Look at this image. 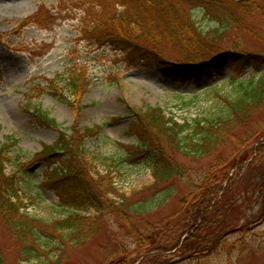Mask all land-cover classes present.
<instances>
[{
  "label": "trees",
  "instance_id": "16d2710c",
  "mask_svg": "<svg viewBox=\"0 0 264 264\" xmlns=\"http://www.w3.org/2000/svg\"><path fill=\"white\" fill-rule=\"evenodd\" d=\"M82 2L74 3V10L85 15L77 28L82 39L100 46H113L135 62L170 64L180 76L194 75L198 79L208 69L213 78L214 69L226 67V64L242 67L249 62L255 69L264 66V53L243 51L240 44L232 48L221 44L224 32L232 23L246 27L248 8L245 6L250 0H239L232 7L225 6L223 0H193L207 11L208 17L218 22L211 36L199 28L193 17H188V24L180 29L176 21L182 16L181 12L184 16L179 9L183 6L179 2L183 0ZM58 9V13L64 15L62 21L78 19V12L66 7L64 0ZM109 14V19L103 17ZM148 20L151 22L147 24ZM30 21L33 19L27 23ZM117 23L122 24L121 28ZM182 30L185 34L180 36ZM186 30L193 33L185 36ZM165 40L169 41V46L178 47L177 56L161 55L160 49L164 45L160 43ZM75 72H67L68 77L63 80L72 101L85 91V82ZM230 81L235 95L219 96L224 107L207 116L180 123L161 108L145 107L133 111L134 122L140 129L138 143L121 145L124 163L144 160L154 179V194L167 192L173 181L184 184L183 192H179V187L176 190L181 199L180 211L156 224L144 225V230L138 223L144 220L142 215L149 209V202L130 206L120 200L121 205L116 206V200H113L117 192L113 188L111 168L116 167L119 171L122 160L108 164L110 169L103 175L96 172L101 178L100 187L99 182L93 185L88 171L75 165L79 160L87 164L86 141L99 138L101 130L61 129L58 140L53 145H44L39 154L40 160L67 164L50 174L56 178L50 183L60 197L57 206L68 210L63 219L43 221L30 217L27 211L23 213L27 205H23L22 195L38 202L42 201L43 195L40 192L33 194L32 186L24 187L23 177L20 181L17 172L8 174L7 165L12 159L7 155V146L0 148V219L6 222L15 239L21 241L19 253L23 261L62 264L70 247L86 246L103 231L108 220L117 217L135 247L118 252L102 264H191L193 259L200 260L216 253L226 235L236 227L248 226L264 217V73L258 78L241 81L232 73ZM55 85L56 79L49 82L50 88ZM61 92L63 95L64 91ZM199 99L186 98L182 103ZM33 112L38 119L57 127L40 110ZM234 171L237 178L240 176L245 180H239L240 189L228 186L231 183L227 181ZM235 178H232L234 183ZM226 182L228 184L224 185ZM243 190L247 195L244 194L243 204H239ZM255 206L258 212L248 218L247 213ZM134 253H138L139 258L132 259ZM170 254L182 260L174 263L167 256ZM0 264H3L1 251Z\"/></svg>",
  "mask_w": 264,
  "mask_h": 264
},
{
  "label": "rangeland",
  "instance_id": "374dc122",
  "mask_svg": "<svg viewBox=\"0 0 264 264\" xmlns=\"http://www.w3.org/2000/svg\"><path fill=\"white\" fill-rule=\"evenodd\" d=\"M61 1L0 0V148L7 146V155L12 159L7 165L8 174L17 172L19 179L23 177L24 187L32 186L33 194L40 192L43 195L40 202L22 195L23 205H27L23 213L27 211L30 217L43 221L63 219L68 210L57 206L60 197L50 183L56 178L50 174L53 170L67 167V164L57 160H40L39 154L44 145H53L58 140L61 129L101 130L99 138L86 141L87 164L79 160L75 165L82 171H88L87 176L93 185L99 182L100 187L101 178L96 172L103 175L110 169L111 162L122 160L119 171L116 167L111 168L115 182L113 188L117 192L113 200H116V206H120L121 202L130 206L149 202V209L143 215L139 214L144 220L138 225L144 230L148 224H156L180 211L181 199L176 190L179 187V192H183L184 184L173 181L167 192L154 194V179L144 160L124 163L121 145L138 143L140 129L134 122L133 111L145 107L161 108L180 123L213 114L224 107L219 96L235 95L230 81L232 73L239 81L258 78L264 73V66L255 69L249 62L242 67L226 64V67L214 69L213 78L208 69L200 79L192 77L194 75L184 79L178 77L170 64L129 63L130 59L125 58L122 52L109 46H92L87 42L77 44L78 36L82 37L77 27L85 15L74 10V3H83L84 0H64L66 7L73 9L74 13L78 12L79 20L76 21L61 20L64 16L58 13ZM223 1L225 6L232 7L239 0ZM179 3L183 5L179 9L184 12V16L181 12L182 16L176 21L180 29L188 22V17H193L199 28L211 36L218 22L208 17L207 11H203L193 0ZM245 7L248 8L246 27L232 23L224 32L221 44L226 48L240 44L243 51L262 54L264 0H250ZM103 17L109 19L110 14ZM29 19L33 21L27 23ZM144 20L146 22V18ZM150 22L148 20L147 24ZM117 24L121 28L122 24ZM190 33L193 32L186 30L185 36ZM184 34L185 30H182L180 36ZM168 44V40L160 43L164 45L160 49L161 55L169 58L177 56L178 47ZM73 70L85 82V91L75 101L71 100L63 81L68 77L67 72ZM54 79L56 85L50 88L49 82ZM61 91H64L63 95ZM193 97L200 99L182 103L184 99ZM36 109L45 114L47 120H53L57 127L38 119L33 112ZM262 115L264 117V112ZM236 176L234 171L227 181L231 183L228 185L230 189L242 188L239 180L243 177ZM43 184L46 188L42 187ZM244 194L243 190L239 204H243ZM253 209L247 213L248 218L259 210L257 206ZM107 222L103 231L89 244L82 248L70 247L62 258V264H102L118 252L134 249L133 239L127 236L126 228L117 222V217ZM224 239L216 253L200 260L193 259L190 263L264 264V217L248 226L236 227ZM20 243L6 222L0 219L3 264H36L23 261L19 253ZM52 256L56 260V255ZM167 256L174 263L182 260L174 254ZM131 258L137 259L139 254L134 253Z\"/></svg>",
  "mask_w": 264,
  "mask_h": 264
}]
</instances>
